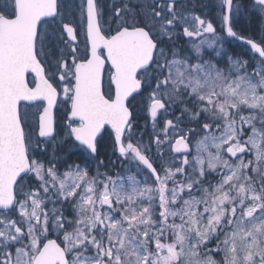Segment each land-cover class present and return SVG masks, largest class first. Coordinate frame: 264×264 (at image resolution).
<instances>
[{
  "label": "snow or ice",
  "instance_id": "6c2138e0",
  "mask_svg": "<svg viewBox=\"0 0 264 264\" xmlns=\"http://www.w3.org/2000/svg\"><path fill=\"white\" fill-rule=\"evenodd\" d=\"M213 6L0 0V264H264V0Z\"/></svg>",
  "mask_w": 264,
  "mask_h": 264
},
{
  "label": "flooded vegetation",
  "instance_id": "af4514ba",
  "mask_svg": "<svg viewBox=\"0 0 264 264\" xmlns=\"http://www.w3.org/2000/svg\"><path fill=\"white\" fill-rule=\"evenodd\" d=\"M197 2L208 5L207 8H205V9H199V11H204V12L208 13V15H209L210 18H214L215 17V14L217 12V9L213 6L214 3H215V0H192V3H197ZM257 21L253 25H251V30H252L254 36H256V35L259 34V29L257 28ZM244 26L245 27H249V25H248V23L246 21H244ZM216 27L219 28V22L218 21H217ZM222 42L225 45V47L227 49H229L230 51L236 52V51H239L240 50V47H239L240 42L233 40L231 37H227L225 35L223 37V41ZM204 51L207 52V53H209V54H211V52H212V50L211 49H208L206 45L204 46ZM107 75H108V72H107V69H106V71H105V80H107ZM28 78L31 79L30 76ZM23 105L24 104H22V106ZM106 135L107 134L105 133L104 136H106ZM105 140L106 139L104 138L103 139V142Z\"/></svg>",
  "mask_w": 264,
  "mask_h": 264
},
{
  "label": "rangeland",
  "instance_id": "374dc122",
  "mask_svg": "<svg viewBox=\"0 0 264 264\" xmlns=\"http://www.w3.org/2000/svg\"><path fill=\"white\" fill-rule=\"evenodd\" d=\"M63 98L61 97V100ZM24 107V105L22 106V108ZM65 104L64 103H59L57 105V108H56V113H55V119H56V126H57V129L61 130L62 131V126H63V120H64V110H65ZM42 109V105L41 104H35V105H32V106H27V111L30 113V114H34V115H30L29 116V125L32 126L33 128L36 129L37 131V128H36V125H37V122H38V113L39 111Z\"/></svg>",
  "mask_w": 264,
  "mask_h": 264
},
{
  "label": "trees",
  "instance_id": "16d2710c",
  "mask_svg": "<svg viewBox=\"0 0 264 264\" xmlns=\"http://www.w3.org/2000/svg\"><path fill=\"white\" fill-rule=\"evenodd\" d=\"M257 28L259 29V21H257ZM256 38H258L259 37V34L258 35H256L255 36ZM180 43L181 44H184L185 43V40L183 39V38H181V40H180ZM217 59H219V58H217ZM137 100H139V97H137ZM137 111H138V114H139V109H137ZM143 120H144V117H143V115H139V123H143ZM107 136V135H106ZM106 136H104V138L106 139L104 142H103V140L101 141V143H102V145H104V144H107L109 141H108V137H106ZM112 159L113 160H116V157L115 156H112ZM119 164V162L117 161V165ZM116 170H119L118 169V167H117V169H114V171H116Z\"/></svg>",
  "mask_w": 264,
  "mask_h": 264
},
{
  "label": "water",
  "instance_id": "95a60500",
  "mask_svg": "<svg viewBox=\"0 0 264 264\" xmlns=\"http://www.w3.org/2000/svg\"><path fill=\"white\" fill-rule=\"evenodd\" d=\"M54 115H55V110H54ZM38 118H39V116H38ZM107 127V126H106Z\"/></svg>",
  "mask_w": 264,
  "mask_h": 264
}]
</instances>
